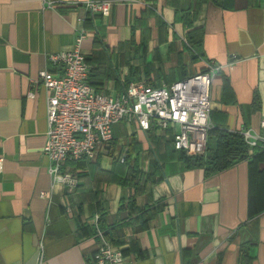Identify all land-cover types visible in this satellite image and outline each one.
I'll list each match as a JSON object with an SVG mask.
<instances>
[{"label":"crops","instance_id":"crops-1","mask_svg":"<svg viewBox=\"0 0 264 264\" xmlns=\"http://www.w3.org/2000/svg\"><path fill=\"white\" fill-rule=\"evenodd\" d=\"M88 1L0 0V264H88L101 209L105 225H120L122 264H264V152L206 175L185 167L166 134L121 121L92 157L64 164L80 175L69 188L48 172L39 78L61 71L50 56L73 50L79 31L90 82L110 95L172 83L208 61L219 66L212 126L258 131L264 0H109L106 16Z\"/></svg>","mask_w":264,"mask_h":264},{"label":"built area","instance_id":"built-area-1","mask_svg":"<svg viewBox=\"0 0 264 264\" xmlns=\"http://www.w3.org/2000/svg\"><path fill=\"white\" fill-rule=\"evenodd\" d=\"M86 7L106 16L111 1L90 0ZM83 38L79 31L73 50L50 56L60 72H39L47 92L43 153L50 161L48 172L53 181L75 187L77 176L65 170L64 164L92 157L112 141L113 126L121 121L134 122L144 132L156 130L166 134L172 147L188 156L205 153L211 129L210 86L219 66L205 61L204 69L172 83H129L118 95H110L90 83L91 66L79 49ZM241 134L249 147H264V115L258 131L242 129ZM97 236L99 244L88 264L124 263L121 249L111 245L99 229Z\"/></svg>","mask_w":264,"mask_h":264},{"label":"trees","instance_id":"trees-1","mask_svg":"<svg viewBox=\"0 0 264 264\" xmlns=\"http://www.w3.org/2000/svg\"><path fill=\"white\" fill-rule=\"evenodd\" d=\"M183 16V15H182ZM90 80V78H89ZM91 83V82H90ZM253 104H257V98L254 96ZM212 135L214 137L215 145L212 152H207V144L205 153L202 156H188L183 151L175 150L171 144H168L169 147L173 148L174 151H177V157L179 160L183 161L185 167L192 168V167H200L204 169V173L206 175H211L216 172L222 171L232 164H234L237 160H241L246 158L249 155V151L252 149V155L256 159L259 155L264 152V147L261 145H255L249 147V145L244 140L241 131H228L226 129H218L212 126L208 132V135ZM153 141H156L157 144H161V141L154 136V134H149ZM79 178L80 175L77 177L78 182L76 187L79 186ZM129 206L132 211H137V208L134 207V196L129 198ZM147 215V210L144 209L141 214L138 215L139 219L141 220V225H145L144 218ZM106 211L105 209L100 210L99 217L97 219L98 229L103 231L106 239L112 245H118L116 229L120 226L118 224L107 226L105 225V218ZM130 219L127 223H130Z\"/></svg>","mask_w":264,"mask_h":264},{"label":"rangeland","instance_id":"rangeland-1","mask_svg":"<svg viewBox=\"0 0 264 264\" xmlns=\"http://www.w3.org/2000/svg\"><path fill=\"white\" fill-rule=\"evenodd\" d=\"M214 138L210 135L208 136V146H209V152H212L214 149Z\"/></svg>","mask_w":264,"mask_h":264}]
</instances>
